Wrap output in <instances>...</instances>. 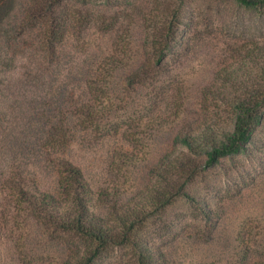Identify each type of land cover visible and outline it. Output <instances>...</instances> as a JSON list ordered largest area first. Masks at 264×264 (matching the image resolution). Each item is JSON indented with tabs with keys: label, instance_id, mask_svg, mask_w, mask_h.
I'll return each instance as SVG.
<instances>
[{
	"label": "trees",
	"instance_id": "obj_1",
	"mask_svg": "<svg viewBox=\"0 0 264 264\" xmlns=\"http://www.w3.org/2000/svg\"><path fill=\"white\" fill-rule=\"evenodd\" d=\"M182 1L143 17L141 1L133 0H0V106L8 103L0 129L21 108L29 122L51 123L58 132L36 137L41 150L64 154L55 190L20 165L4 178L3 197L14 209L0 199V231L17 223L11 239L27 250L21 257L29 263L38 256L28 248L26 226L85 242L82 250L68 249L62 264H170L166 236H210L220 226L218 190L206 170L244 157L264 175V40L234 34L235 21H219L225 26L217 29V20ZM234 1L264 8V0ZM141 17L150 24L136 44ZM215 40L226 48L203 75L206 65L191 63ZM169 130L178 151L162 160L154 184L122 204L118 190L98 186L95 174L68 155L87 133L112 143L107 157L122 170L139 158L136 142L149 144ZM198 183L210 197L191 188ZM98 202L108 203L107 215L97 212Z\"/></svg>",
	"mask_w": 264,
	"mask_h": 264
},
{
	"label": "rangeland",
	"instance_id": "obj_2",
	"mask_svg": "<svg viewBox=\"0 0 264 264\" xmlns=\"http://www.w3.org/2000/svg\"><path fill=\"white\" fill-rule=\"evenodd\" d=\"M138 1H141L143 17L147 12H152L153 8L168 3H172V6L178 4L176 0H133L134 4ZM182 3L199 17L206 16L217 20L215 21L218 24H215L217 29L219 26H225L219 25V21L223 24H233L232 21H235L237 28L234 29V34L255 35L257 39L264 40V8L262 10L248 9L234 0H183ZM149 24L148 20L141 17V27L133 31L136 44L140 42V34L142 38ZM227 31V29L224 30L226 35L232 34V30L229 33ZM222 41L215 40L208 46L199 48L195 55L197 60L191 64L206 65L205 71L201 74L209 75V71L213 70L208 68L210 65H215L213 64L215 61L212 62V60H218L217 54L226 48ZM11 74H13L11 81H14L17 73ZM6 93L7 91L4 94ZM7 104L0 106L1 113L8 108ZM22 113L21 108L13 109L10 112L12 122L4 132L0 129V199L2 198V203H5L6 209H11L9 212L11 214L14 208L7 206L8 202H5L3 197V186L4 178L12 165L24 167L26 174L35 178L43 189L55 190L58 170L56 161L64 157V154L55 150L44 152L36 139L44 132L58 133L56 129H51V123L41 127L42 124L37 125L34 120L29 122ZM39 127L42 129L40 132ZM7 135L9 140H7ZM88 135L86 133L85 138L84 136L81 138L83 140L75 141L74 145L68 148V155H72L85 169L95 174L98 186L106 187L107 191H110L107 187L113 188L111 193L115 192V189L118 190L121 197L117 203L120 204L131 200L135 195L154 184L155 174L162 160L172 156L179 149L173 144L172 131L152 135L149 144L141 140L140 146L139 141L136 142L135 150L141 147L139 158L137 157L133 163L119 170L113 163L114 161L107 157L114 148L108 151V146L112 143H103V140H96ZM120 145L123 147L122 144ZM120 145L117 144V147ZM124 148L128 151L133 150L127 149L129 147ZM237 162L245 166L244 171L240 173L244 178L237 177L235 168L238 166ZM257 168L255 163L246 158L235 157L233 160L223 159L216 167L205 171V179L213 182L218 190L221 210L220 226L218 230L211 231L210 236L192 235L190 231L179 237L174 233L166 236L164 240L170 243V249H168L170 264H264V175L259 177ZM254 178H257V181ZM191 188L194 190L201 188L203 196H211V193L207 194L202 190L201 183ZM226 190L230 192L228 196ZM107 204L98 202L97 212L107 215L109 212ZM189 220L187 219L188 223H190ZM14 222L11 220L7 223L8 231L5 228L0 231V264H31L28 256L21 257L22 253L27 250L12 242L11 228ZM194 223L197 224L191 222L189 225ZM15 225H17L16 222ZM26 228L24 232L27 234L28 248L32 254L38 256L37 264H62L68 249L82 250L86 245L75 235H67L63 232H44V228L41 229L42 231L34 227L26 226Z\"/></svg>",
	"mask_w": 264,
	"mask_h": 264
}]
</instances>
